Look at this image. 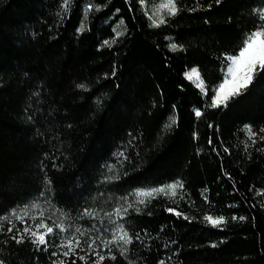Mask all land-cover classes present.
Masks as SVG:
<instances>
[{
  "label": "trees",
  "instance_id": "obj_1",
  "mask_svg": "<svg viewBox=\"0 0 264 264\" xmlns=\"http://www.w3.org/2000/svg\"><path fill=\"white\" fill-rule=\"evenodd\" d=\"M162 1L0 0L2 264H95V251L102 264H264V73L209 106L264 0H176L154 27ZM175 182V195H136ZM41 221L46 246L12 239ZM112 221L131 244L104 247Z\"/></svg>",
  "mask_w": 264,
  "mask_h": 264
},
{
  "label": "snow or ice",
  "instance_id": "obj_2",
  "mask_svg": "<svg viewBox=\"0 0 264 264\" xmlns=\"http://www.w3.org/2000/svg\"><path fill=\"white\" fill-rule=\"evenodd\" d=\"M219 2V0H217ZM65 5H67V0H65ZM160 9H167L169 15H176L178 8L176 6V0H167L166 3H161L159 5ZM151 19V17H150ZM258 19L260 21L259 24H257L254 28V30L250 31L249 33L245 34V36L242 39L241 46L239 47L238 51H236L235 54L229 55L226 57L228 61V65L226 69L224 70V77L220 84L217 85L216 89L213 90V94L211 96V103L210 107H220V106H227V102L229 99H231L234 96H239L242 94L243 91H245L249 86H251L257 76L258 73H264V14H258ZM165 20L163 18L159 19L158 21L153 19L152 25L154 27H159L161 24H164ZM108 41H105V44H107ZM173 50H176L177 45L173 43L171 45ZM195 76L199 83L197 84V87H204L203 79L200 76V72L198 69L193 68L190 70V73L187 75V78L189 80L192 79V77ZM80 87H83L81 85ZM207 95V91L204 93ZM196 115L200 116L202 113L197 110ZM174 123V121H173ZM248 134L250 137H254L256 135L255 132L252 131L251 126H245ZM262 133H264V129L260 130ZM211 143V141H209ZM178 187L182 188L183 185L180 182H175L172 184L165 185L160 188H153L148 191L145 190H139L136 195L138 197H149L152 196L154 193H166L167 190H172V195H175V189ZM145 201L144 199H140L139 203L143 204ZM131 204L128 205L129 208H131ZM33 208L39 207L36 204L32 205ZM170 212L175 211L172 208L168 209ZM127 208L121 209L116 208L114 210V213H110L109 215H115L118 219H123L122 213H126ZM85 214L88 216H94V214L87 209H85ZM177 216H181L182 213L175 212ZM12 215H16V212L13 211ZM41 215H43V212H41ZM28 216V211L25 209L22 215H16L17 220H23L25 217ZM187 219V217H184ZM4 220H7V216L3 217ZM232 219H237L236 217H232ZM239 219L243 220L244 217H240ZM205 220L211 223L213 226H219L222 223L225 222L224 217H218L213 218L212 216H206ZM112 223L115 225L114 231L112 233V239L108 241H103L104 247H108L110 244L117 243L118 241L121 242L124 245H128L132 243V237L129 236L128 232L125 231L124 226L122 224H119L117 221H112ZM56 228H58L61 232H66L67 228L61 223L58 225H55ZM37 230L32 231L29 226L25 225L23 228V231L20 232L19 229H17L19 238H17L16 235L12 237L13 240H16L17 243H23L24 242V236L27 234L29 235V238H35L32 239V243L39 244L42 246H46L49 243V240L46 239V237L49 236V234L54 233V228L48 226L45 222L41 221L36 226ZM39 229H45L44 232H39ZM8 231H12V228H8ZM75 232L81 233L80 228H76ZM75 240V247H73V241ZM81 241L76 238L75 236L70 237L66 239L65 241H62L60 246L66 248L67 250L63 252V256L68 257L70 254L75 253V248L80 247ZM96 245V239L93 238L90 243L88 244L89 249H93V246ZM98 248L99 245H96ZM95 255L97 256V260L95 261V264H102V262L105 260V256L101 255L99 251H95ZM80 260H85L84 256L78 257ZM111 259H115V256H112ZM2 264V262H0ZM56 264H64V261H58ZM72 264H75V261L72 262Z\"/></svg>",
  "mask_w": 264,
  "mask_h": 264
},
{
  "label": "rangeland",
  "instance_id": "obj_3",
  "mask_svg": "<svg viewBox=\"0 0 264 264\" xmlns=\"http://www.w3.org/2000/svg\"><path fill=\"white\" fill-rule=\"evenodd\" d=\"M166 2H167V0L162 1V3H166ZM163 12H164V9H160L159 6H157L156 11L153 13V15H151L152 20L155 19L158 21L159 19H161ZM192 78L195 79L196 77L193 76Z\"/></svg>",
  "mask_w": 264,
  "mask_h": 264
}]
</instances>
